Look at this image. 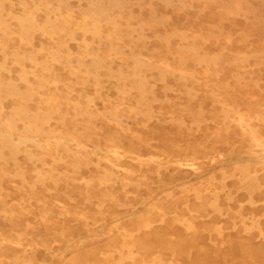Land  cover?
<instances>
[{
    "label": "rangeland",
    "instance_id": "374dc122",
    "mask_svg": "<svg viewBox=\"0 0 264 264\" xmlns=\"http://www.w3.org/2000/svg\"><path fill=\"white\" fill-rule=\"evenodd\" d=\"M0 264H264V0H0Z\"/></svg>",
    "mask_w": 264,
    "mask_h": 264
},
{
    "label": "bare ground",
    "instance_id": "6f19581e",
    "mask_svg": "<svg viewBox=\"0 0 264 264\" xmlns=\"http://www.w3.org/2000/svg\"><path fill=\"white\" fill-rule=\"evenodd\" d=\"M20 108H21V106H20ZM21 155V154H20ZM110 188V187H109Z\"/></svg>",
    "mask_w": 264,
    "mask_h": 264
}]
</instances>
